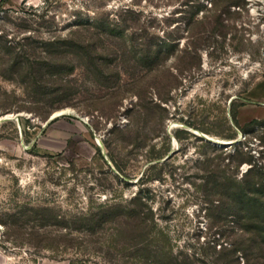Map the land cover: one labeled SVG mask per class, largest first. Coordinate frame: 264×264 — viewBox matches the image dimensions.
<instances>
[{
  "label": "rangeland",
  "instance_id": "374dc122",
  "mask_svg": "<svg viewBox=\"0 0 264 264\" xmlns=\"http://www.w3.org/2000/svg\"><path fill=\"white\" fill-rule=\"evenodd\" d=\"M122 8L135 11L134 19L148 34L169 33L172 46L157 72L163 83L168 69L180 74L182 84L171 90V99L137 114L140 99L132 82L141 79L146 102L160 99L150 84L156 71L138 64L139 50L130 48L132 37L144 31L136 26L112 32L126 37L132 50L118 70L112 64L114 69L105 71L117 81L113 85L82 67L60 80L44 73V81H38L35 62L61 55L50 42L92 32L105 38L109 33L99 22L119 19ZM194 47L197 62L180 73ZM16 59L26 69L12 67ZM263 85L264 0H241L221 10L212 0H21L0 5V264H131L120 252L44 246L36 232L54 237L67 229L39 224L34 210L47 208L69 219L92 205L127 200L139 190L175 253L194 256V264H214L208 243L216 249L233 247L241 236L234 218L223 227H210L206 179L226 153L239 152V158L250 154L264 165V121L247 124L253 118L264 120V97L252 95L263 92ZM65 108L79 117L62 115L43 126ZM228 124L233 137L226 136ZM249 166L241 162L235 174L241 177ZM69 235L84 234L73 230ZM232 257L234 264L246 261L240 249Z\"/></svg>",
  "mask_w": 264,
  "mask_h": 264
},
{
  "label": "trees",
  "instance_id": "16d2710c",
  "mask_svg": "<svg viewBox=\"0 0 264 264\" xmlns=\"http://www.w3.org/2000/svg\"><path fill=\"white\" fill-rule=\"evenodd\" d=\"M212 1L214 7L220 10L231 5L241 4V0ZM132 14L134 16L132 20H129L128 15ZM136 15L138 14L135 11L122 8L119 19L106 17L105 20H101L99 24L103 27V31L107 32L106 34L109 33L105 38L100 36L101 34L93 35L92 32L89 37L78 35L62 41L50 42V45L57 48L55 51L61 55L55 56L53 59L42 58L35 62L34 66L41 75L38 77V81H44L42 77L45 75L44 73L50 72V76H57L60 80L63 75L72 73L77 67H82L96 75L101 74L100 80H103L102 82L106 85H113L112 83L117 81L110 74V77L105 75V71L111 72L114 67L116 69L118 64L127 62L132 56L130 48L137 47L139 50L137 63L146 66L145 68L148 70L156 71L150 84L160 99L159 101L150 99L146 102L141 92V79L132 82L137 88L135 92L140 99L138 103L140 109L137 110V114L141 113L143 107L152 109L160 107L161 101L167 102L171 99V90L182 84V78L179 73L168 69V77L163 83L159 77L161 73L159 74L157 70L161 60L168 53L166 49L172 46L169 33L161 37L148 34L139 21L134 19ZM89 25L91 26L90 23L86 24V26ZM128 26H136V30H144L132 37L130 48L126 43V37L112 34L117 28L123 29ZM14 48L15 46H9L7 49L12 51ZM195 48L190 55V60L180 65V73L186 68H191L197 62L194 61L198 57ZM65 51L72 53L74 58H66ZM16 57L18 58L19 55L17 54ZM15 64H19L20 69H26L19 59L14 60L12 67ZM112 64L114 67L111 69L109 66ZM116 73L118 74V71ZM65 87L67 88V86ZM162 89L163 92H161ZM116 102L114 103L116 104ZM69 117L73 116L69 115ZM233 118L237 123L235 114H233ZM262 121L264 120L253 118L247 124ZM228 128L231 131L226 136L233 137L235 131L230 124H228ZM117 129L114 128L113 131ZM202 130L212 131L208 127ZM238 153H226L229 162L223 163L222 160L226 157L223 156L222 159L214 163L210 177L206 179V185H209L210 182V187L204 200L207 203L210 227H223L234 218L241 240L233 241V247L221 245L219 249H216V244L208 243L207 248L211 249L215 255L214 264H234L232 256L239 249L246 257L244 264H264V258L262 260L260 258L264 254V165L254 162L250 154L245 158H239ZM243 161H248L250 166L241 177H238L235 173ZM231 166L232 170L229 169ZM119 168L122 167L119 166ZM34 211L40 215L39 224H51L67 229L66 232L54 237L36 232L38 241L46 247L58 250L61 246H75L85 251L99 250L106 255L120 252L131 260V264H194L195 262L194 256L190 257L184 251L174 252L170 236L163 227L158 225L154 211L141 190L127 200L99 203L96 207L92 205L86 213L69 219L43 207ZM73 230L74 232H83L84 235H69Z\"/></svg>",
  "mask_w": 264,
  "mask_h": 264
},
{
  "label": "water",
  "instance_id": "95a60500",
  "mask_svg": "<svg viewBox=\"0 0 264 264\" xmlns=\"http://www.w3.org/2000/svg\"><path fill=\"white\" fill-rule=\"evenodd\" d=\"M62 115H73V116H76V117H79L78 114L74 113L73 111L72 112H65V111H59L57 113H52L48 119L44 122L43 126L46 127L52 120L56 119L57 117L59 116H62ZM82 120H84V118H81Z\"/></svg>",
  "mask_w": 264,
  "mask_h": 264
},
{
  "label": "crops",
  "instance_id": "0c3cea01",
  "mask_svg": "<svg viewBox=\"0 0 264 264\" xmlns=\"http://www.w3.org/2000/svg\"><path fill=\"white\" fill-rule=\"evenodd\" d=\"M8 1H21V0H0V5L5 4ZM252 95L259 96V97H264V91L263 92H261V91H253V94Z\"/></svg>",
  "mask_w": 264,
  "mask_h": 264
},
{
  "label": "bare ground",
  "instance_id": "6f19581e",
  "mask_svg": "<svg viewBox=\"0 0 264 264\" xmlns=\"http://www.w3.org/2000/svg\"><path fill=\"white\" fill-rule=\"evenodd\" d=\"M59 111H65V112L69 111V112H71L72 110H71L70 108H65V109L57 110V111L54 112V113H57V112H59Z\"/></svg>",
  "mask_w": 264,
  "mask_h": 264
}]
</instances>
